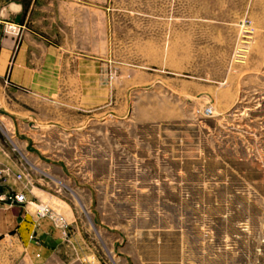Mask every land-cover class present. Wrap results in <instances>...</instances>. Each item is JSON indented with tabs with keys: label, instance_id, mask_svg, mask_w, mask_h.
<instances>
[{
	"label": "rangeland",
	"instance_id": "374dc122",
	"mask_svg": "<svg viewBox=\"0 0 264 264\" xmlns=\"http://www.w3.org/2000/svg\"><path fill=\"white\" fill-rule=\"evenodd\" d=\"M97 2L45 32L50 117L0 85V264H264V0Z\"/></svg>",
	"mask_w": 264,
	"mask_h": 264
},
{
	"label": "crops",
	"instance_id": "0c3cea01",
	"mask_svg": "<svg viewBox=\"0 0 264 264\" xmlns=\"http://www.w3.org/2000/svg\"><path fill=\"white\" fill-rule=\"evenodd\" d=\"M97 4V0H0V74L4 75L7 69L10 70L7 79L2 80L3 76L0 77V85L10 87L12 83H17L32 87L36 96L41 99L34 97L32 100L36 103L41 102V112H45V117H50L51 114L44 109L49 108L46 104L52 101L59 109L60 101L63 99L49 100L44 95H48L52 87L62 85V80L58 76L59 72L53 73L59 70L60 66L55 61H50L54 46L47 44L45 32L49 30L56 35V23L72 22L73 7L82 5L94 7ZM6 22L14 24L16 30L6 32L4 24ZM61 119L64 122L65 119L63 117ZM14 205L21 206V202H15ZM11 213L4 214L5 221H9ZM17 240L26 250L31 244L28 242L27 245L21 237Z\"/></svg>",
	"mask_w": 264,
	"mask_h": 264
},
{
	"label": "built area",
	"instance_id": "2783aa9c",
	"mask_svg": "<svg viewBox=\"0 0 264 264\" xmlns=\"http://www.w3.org/2000/svg\"><path fill=\"white\" fill-rule=\"evenodd\" d=\"M14 30H15V28H14ZM215 112L216 111H215L214 107L213 106H209V105L208 106H201V107L199 106V107H196L194 109L195 115L201 116V117L213 116V115H215ZM17 176H18V178H22L23 179V175L21 173H19ZM28 182H30V180H28V181L26 180V184H28ZM26 196H27L26 190H20V191H18L16 193H12V195H10L9 197L11 198V200L13 202H21V203H23L26 200ZM48 207H49V204L46 203L44 205L43 209L48 208Z\"/></svg>",
	"mask_w": 264,
	"mask_h": 264
}]
</instances>
